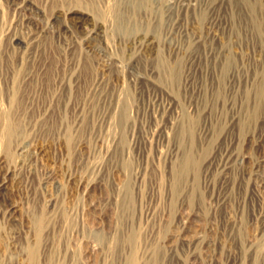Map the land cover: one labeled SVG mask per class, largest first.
Here are the masks:
<instances>
[{
    "label": "rangeland",
    "instance_id": "rangeland-1",
    "mask_svg": "<svg viewBox=\"0 0 264 264\" xmlns=\"http://www.w3.org/2000/svg\"><path fill=\"white\" fill-rule=\"evenodd\" d=\"M32 248L264 264V0H0V264Z\"/></svg>",
    "mask_w": 264,
    "mask_h": 264
},
{
    "label": "bare ground",
    "instance_id": "bare-ground-1",
    "mask_svg": "<svg viewBox=\"0 0 264 264\" xmlns=\"http://www.w3.org/2000/svg\"><path fill=\"white\" fill-rule=\"evenodd\" d=\"M262 94H263V92H262ZM260 100H261V98H260ZM3 115V114H2ZM8 116V115H7ZM8 119V118H7ZM9 122V121H8ZM7 122V123H8ZM11 122V121H10ZM4 134L7 136V137H9L10 136V134L12 133V129H11V125H10V123L9 124H7L6 126H5V128H4ZM5 135H3V136H5ZM4 139H5V137H4ZM188 160H189V157H186ZM189 161H191V160H189ZM189 165V164H188ZM183 166V165H182ZM178 169V168H177ZM177 169H175V170H177ZM178 172V171H177ZM184 172V171H183ZM180 178V177H179ZM176 183V182H175ZM175 185H177V184H175ZM177 187V186H176ZM37 248H32L31 250H30V253H29V259H30V263L31 264H34L35 262H36V258H37V250H36ZM133 259V258H132ZM130 262H132V261H129V263ZM128 264V263H127Z\"/></svg>",
    "mask_w": 264,
    "mask_h": 264
}]
</instances>
